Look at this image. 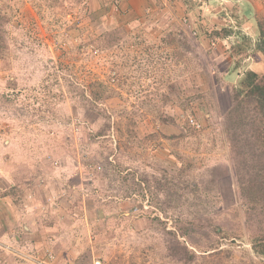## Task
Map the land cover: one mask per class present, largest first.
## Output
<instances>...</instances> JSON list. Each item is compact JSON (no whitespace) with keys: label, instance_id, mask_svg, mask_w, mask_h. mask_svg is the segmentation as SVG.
I'll return each mask as SVG.
<instances>
[{"label":"rangeland","instance_id":"1","mask_svg":"<svg viewBox=\"0 0 264 264\" xmlns=\"http://www.w3.org/2000/svg\"><path fill=\"white\" fill-rule=\"evenodd\" d=\"M121 1L0 0V264H179L171 232L214 264V230L257 226L222 115L259 64L264 0H157L134 17ZM246 239H220V264H264Z\"/></svg>","mask_w":264,"mask_h":264},{"label":"trees","instance_id":"2","mask_svg":"<svg viewBox=\"0 0 264 264\" xmlns=\"http://www.w3.org/2000/svg\"><path fill=\"white\" fill-rule=\"evenodd\" d=\"M2 16L0 10V19ZM255 25L259 38L252 55L259 64L246 68L235 83L227 85L229 103L222 116L224 131L232 152L231 165L238 195L246 209L247 219L255 218L257 226L247 239L244 237L243 226H239L233 233L221 229L214 230L219 233V237L204 247L207 251L213 250L210 253L219 255L214 264H220L223 259L220 257V239L232 238L240 241L246 239L250 250L243 248L240 253L248 256L252 254L264 262V20L259 19ZM231 32L229 26H222L213 29L210 35L223 39ZM241 39L229 49L230 56L236 58L237 63L248 55L250 47V40L247 37L242 36ZM2 41L0 33L1 60L5 58ZM95 86L99 87V84L90 83L89 86L93 102L104 101L107 96L103 90L96 89ZM187 121L190 122L191 119ZM106 127L108 129L110 124H106ZM98 133L103 134L102 131ZM171 233H174V240L167 248L171 259L179 264L195 263L197 255L195 250L190 249L184 241H180L175 232ZM180 233L185 237L187 235L185 230ZM224 251L226 252L224 257H229L231 250L227 248Z\"/></svg>","mask_w":264,"mask_h":264},{"label":"crops","instance_id":"3","mask_svg":"<svg viewBox=\"0 0 264 264\" xmlns=\"http://www.w3.org/2000/svg\"><path fill=\"white\" fill-rule=\"evenodd\" d=\"M224 1H227V0H224ZM156 2H157V0H122L121 4L123 6H125L129 10V14L131 13L133 15L132 17H134V15H140V13L143 11L144 8H148V6L154 5ZM219 6H221L220 11L224 10V6L223 5L220 4ZM224 14L227 15L226 11L224 12ZM13 237L16 238L17 237L16 234H14ZM4 242H6V240ZM16 243H19V245L24 246V243H22L21 239L18 242H16ZM17 247H19V246H17ZM15 252L17 254L22 255L24 258H28L29 260H32L31 257H29L24 252H19V249L15 250ZM34 262H38V260H36ZM32 264H34V263H32Z\"/></svg>","mask_w":264,"mask_h":264},{"label":"built area","instance_id":"4","mask_svg":"<svg viewBox=\"0 0 264 264\" xmlns=\"http://www.w3.org/2000/svg\"><path fill=\"white\" fill-rule=\"evenodd\" d=\"M201 1V0H200ZM224 1V0H223ZM184 20H186V18H184ZM51 256V254H49Z\"/></svg>","mask_w":264,"mask_h":264}]
</instances>
